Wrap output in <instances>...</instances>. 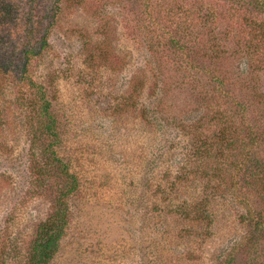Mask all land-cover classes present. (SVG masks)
<instances>
[{"label":"rangeland","instance_id":"374dc122","mask_svg":"<svg viewBox=\"0 0 264 264\" xmlns=\"http://www.w3.org/2000/svg\"><path fill=\"white\" fill-rule=\"evenodd\" d=\"M253 1L0 0V71L12 80L0 72V225L16 212L3 236L16 252L70 184L50 168L41 194H23L22 131L37 126L18 99L37 96L27 68L77 179L49 264H264V37L248 23L264 27V12Z\"/></svg>","mask_w":264,"mask_h":264},{"label":"trees","instance_id":"16d2710c","mask_svg":"<svg viewBox=\"0 0 264 264\" xmlns=\"http://www.w3.org/2000/svg\"><path fill=\"white\" fill-rule=\"evenodd\" d=\"M253 6L257 9V12H264V0H254ZM169 14L171 15L170 11ZM248 23L250 27H254L257 30V34L260 35L261 38L264 37V27L261 26L262 24H260V26L254 25L251 20H248ZM219 47H221V45L217 43L211 49L220 51ZM249 48L252 54L258 51L257 47L253 48L250 46ZM7 67L5 70L1 69L0 72L3 73V79L7 80V83H10L12 80L7 79V72H9V68ZM26 71L27 68H24V70L21 71L22 73H19L20 79L22 81L24 78L23 80H26V84L36 90L35 95L37 96L34 100L29 98L22 100V96L18 99H21L19 100L20 105H22L21 107L30 108V112L24 110L26 111L25 120H28L26 123H31L30 120L32 116L30 113L35 111L34 117L37 126L31 129L23 127L24 130L22 131V136L28 145L27 169L29 172L28 187L25 188L23 194L29 198H32L36 194H41L43 189L47 188L46 185H48L49 177V175L45 177L46 174H43V172L50 168L53 169L55 173L58 171L59 175L70 184L66 187L64 192L60 191L61 193L59 192V196H56V202L53 205L52 211L43 219L37 221L33 234L34 237L30 240L29 246L24 252H16L17 250H15L13 238L5 240L3 237L14 236L11 233V223L16 219V212L12 211L6 213L4 219L5 224L2 226L0 225V264H49V261L59 248L61 238L65 232V227L68 225L69 205L64 196H69V193L72 192V188H76L77 182L76 176L69 170L68 163L57 153L55 145L60 142L59 126L57 125L56 117L53 116L50 110L51 103L46 97L43 86L34 82L29 75H25ZM262 99L264 101V95ZM1 112L2 111H0V115ZM2 176L6 179L7 183H11L8 182L9 179H13L11 171L7 170L3 172ZM8 185L14 187L15 180L13 179V183ZM24 199L26 198L24 197ZM17 208L18 205L13 206L12 210L16 211ZM245 214L246 217H250L249 210L245 211Z\"/></svg>","mask_w":264,"mask_h":264}]
</instances>
